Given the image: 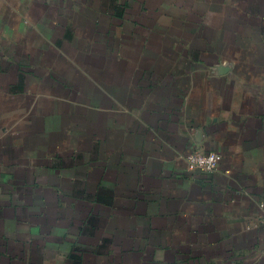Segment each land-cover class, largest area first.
<instances>
[{"label":"crops","instance_id":"obj_1","mask_svg":"<svg viewBox=\"0 0 264 264\" xmlns=\"http://www.w3.org/2000/svg\"><path fill=\"white\" fill-rule=\"evenodd\" d=\"M0 264H264V0H0Z\"/></svg>","mask_w":264,"mask_h":264},{"label":"built area","instance_id":"obj_2","mask_svg":"<svg viewBox=\"0 0 264 264\" xmlns=\"http://www.w3.org/2000/svg\"><path fill=\"white\" fill-rule=\"evenodd\" d=\"M185 159L190 167L204 173H212L217 170L221 155L217 152L193 150L186 155Z\"/></svg>","mask_w":264,"mask_h":264},{"label":"rangeland","instance_id":"obj_3","mask_svg":"<svg viewBox=\"0 0 264 264\" xmlns=\"http://www.w3.org/2000/svg\"><path fill=\"white\" fill-rule=\"evenodd\" d=\"M127 47H128V45H127Z\"/></svg>","mask_w":264,"mask_h":264}]
</instances>
